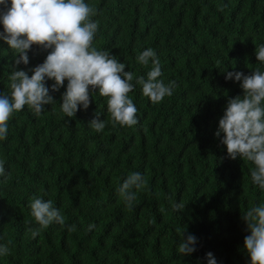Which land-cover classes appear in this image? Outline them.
Instances as JSON below:
<instances>
[{"label":"trees","instance_id":"trees-1","mask_svg":"<svg viewBox=\"0 0 264 264\" xmlns=\"http://www.w3.org/2000/svg\"><path fill=\"white\" fill-rule=\"evenodd\" d=\"M85 3L96 11L90 19L99 22L97 50L146 79L152 61L141 65L137 55L152 48L160 79L178 86L153 103L133 81L134 126L113 127L108 97L98 90L90 93L87 110L80 106L67 117L60 107L67 80L39 117L27 105L14 112L7 139L0 140V160L11 174L0 176V244L10 250L0 264H207L208 252L217 264H251L244 247L250 232L241 216L264 204V190L252 181L254 163L229 158L215 132L228 98L243 94L240 82L225 79L226 71L264 72L255 55L256 45L264 44V0ZM48 51L33 45L29 63L17 69L43 63ZM15 70L14 51L0 39V94L10 96ZM97 112L106 122L99 133L89 126ZM132 172L147 185L132 189L136 200L129 208L117 189ZM33 196L51 200L65 226L53 222L33 238L26 230L38 227L29 206ZM181 202L185 208L174 210ZM72 224L76 231L69 232ZM177 229L198 238L196 252H177Z\"/></svg>","mask_w":264,"mask_h":264},{"label":"clouds","instance_id":"clouds-1","mask_svg":"<svg viewBox=\"0 0 264 264\" xmlns=\"http://www.w3.org/2000/svg\"><path fill=\"white\" fill-rule=\"evenodd\" d=\"M0 5L4 6V10H0V22L4 27L0 39L14 51L16 66L9 76L10 96L0 94V140L7 139L8 121L14 112H20L27 105L39 117L46 105L55 103L52 93L60 91L65 80L68 83L61 94L60 107L67 117H75L80 106L87 110L91 104L90 93L98 90L101 96L108 97L107 111L111 114L113 127L138 123V109L128 95L135 84L142 86V94L153 103L172 96L178 86L175 80L166 84L160 79L161 64L152 48L137 55V62L141 65L147 66L149 60L152 61L146 79L125 71V63L117 60L111 52L97 50L93 39L99 22L90 19L96 11L85 0H11L10 6L8 0H0ZM33 45L50 51L43 63L27 71L18 70L21 63H29L28 52ZM255 55L257 61L264 62V44L256 45ZM225 79L240 82L243 94L228 98L215 136L226 145L229 158L240 157L254 163L252 181L264 190V72L256 69L246 75L242 71H226ZM48 80L54 83L49 86ZM89 126L99 133L105 129L106 122L97 112ZM10 175L6 172L5 161L0 160V176L8 178ZM146 185L147 180L140 172H132L117 191L126 206L131 208L136 200V192L132 189L140 190ZM29 206L38 225L26 229L33 238L53 222L65 226L64 216L51 200L33 196ZM172 207L176 211L185 208L182 202L173 203ZM160 211L164 212L163 207ZM241 219L246 223L245 231L250 232L244 237V247L251 264H264V204L250 207ZM66 227L69 232L76 231L75 224ZM94 227V224L89 225L88 230ZM177 232L180 235L177 252L181 255L196 252L198 238L187 229L183 232L177 229ZM9 251L7 245L0 244V256L8 255ZM205 259L207 264H217L212 252L206 253Z\"/></svg>","mask_w":264,"mask_h":264}]
</instances>
